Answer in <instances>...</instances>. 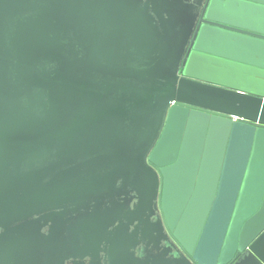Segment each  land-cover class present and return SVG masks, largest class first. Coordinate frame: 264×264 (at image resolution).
<instances>
[{
	"label": "water",
	"instance_id": "95a60500",
	"mask_svg": "<svg viewBox=\"0 0 264 264\" xmlns=\"http://www.w3.org/2000/svg\"><path fill=\"white\" fill-rule=\"evenodd\" d=\"M246 248L264 264V0H0V264Z\"/></svg>",
	"mask_w": 264,
	"mask_h": 264
},
{
	"label": "flooded vegetation",
	"instance_id": "af4514ba",
	"mask_svg": "<svg viewBox=\"0 0 264 264\" xmlns=\"http://www.w3.org/2000/svg\"><path fill=\"white\" fill-rule=\"evenodd\" d=\"M185 254V253H184ZM249 252H248V249L246 248L243 252L240 253V255L238 256V258H236L231 264H233L234 262L242 259L244 256L248 255ZM186 255V254H185ZM186 257L192 262V260L190 259L189 256L186 255Z\"/></svg>",
	"mask_w": 264,
	"mask_h": 264
}]
</instances>
